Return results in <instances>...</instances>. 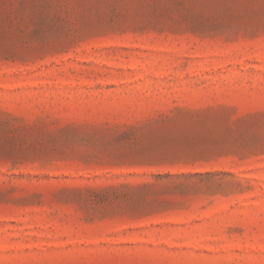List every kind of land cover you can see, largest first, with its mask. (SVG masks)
Instances as JSON below:
<instances>
[{"label":"rangeland","instance_id":"374dc122","mask_svg":"<svg viewBox=\"0 0 264 264\" xmlns=\"http://www.w3.org/2000/svg\"><path fill=\"white\" fill-rule=\"evenodd\" d=\"M0 264H264V0H0Z\"/></svg>","mask_w":264,"mask_h":264}]
</instances>
